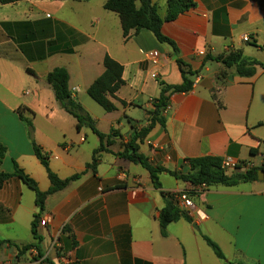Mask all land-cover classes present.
Masks as SVG:
<instances>
[{"label":"crops","instance_id":"1","mask_svg":"<svg viewBox=\"0 0 264 264\" xmlns=\"http://www.w3.org/2000/svg\"><path fill=\"white\" fill-rule=\"evenodd\" d=\"M107 1L0 4V144L7 148L0 174H12L15 161L41 191L52 185L17 112L22 107L28 109L24 117L33 121L36 143L50 153L51 170L61 179L82 174L46 198L41 218L48 224L37 226L39 248L20 257L17 246L34 242L35 193L17 177L0 184V239L11 242L2 246L0 264H45L46 258L55 264H264V179L192 192L195 209L207 218L190 216L193 223L181 218L163 235L162 192L196 187L162 172V188H156L146 168L117 155L150 124L161 84L184 83L180 59L192 72V90L169 95L165 126L156 124L138 140L140 153L153 166L179 172L185 171V159L207 156L261 163L264 67L242 77L215 58L240 52L264 64V0H193V8L162 26L178 53L148 30L125 40L119 16L104 8ZM168 1L153 0L164 20ZM247 35L250 43L243 41ZM153 50L161 54L156 67L146 57ZM106 56L124 67L125 84L116 93L113 112L87 93L104 73ZM59 67L68 70L72 97L98 130L116 131L110 151L98 154L96 174L87 164L100 138L89 128L77 129V120L58 104L47 82ZM203 236L218 244L226 260L216 256ZM57 237L61 247L51 251Z\"/></svg>","mask_w":264,"mask_h":264},{"label":"trees","instance_id":"2","mask_svg":"<svg viewBox=\"0 0 264 264\" xmlns=\"http://www.w3.org/2000/svg\"><path fill=\"white\" fill-rule=\"evenodd\" d=\"M20 1L23 0H0V4H15ZM194 6L195 4L193 0H169V12L166 20L162 19L160 16L158 6L153 2V0H108L105 3L104 8L108 11L116 13L119 16L125 40H128L130 37L138 34L142 30H148L152 32L160 42L168 43L174 48L175 52L178 53V48L175 42L162 33V26L165 21H174L180 14L188 11ZM215 60L222 62L227 68L235 67L236 74L242 77H251L255 75L257 66L264 67L263 63L244 58L240 52H231L227 57L215 58ZM178 63L182 70L184 83L180 86H168L164 83L161 84V96L154 102L155 110L151 113L150 124L137 131L136 135L128 142V144L123 146V150L117 155L131 162L139 163L146 168L150 172L153 184L156 188H162V184L159 179V175L162 172H167L177 180L190 183L195 187L204 184L208 187L216 185L234 187L241 183L258 181L259 173L261 171L264 172V168L258 167L245 173L227 174L222 169L221 158L207 156L185 159L182 165L185 171H168L161 167L153 166L149 163V160L142 153H140L138 140H142L146 135H148L156 124L159 123L162 126H165L163 111L168 106L169 95L171 93H188L192 90L193 82L189 79V75H192V72L185 69V64L180 59H178ZM104 68V73L88 88L87 93L106 112H113L117 110L114 103V100L117 99L116 93L125 84L123 79L124 67L110 56H106L104 58ZM69 81V72L64 67L55 68L47 76V82L54 91L56 101L62 109L77 120V129L81 130L84 127L89 128L100 138V146L94 151L92 162L87 164V168L92 169V171L96 174L99 162L98 154L110 151L109 146L113 144L111 138L116 134V131L112 130L109 134H104L98 130L96 121L92 118V116L79 102L73 99L69 87ZM122 104L126 105L125 102H122ZM27 110V108L22 107L19 108L17 112L20 119L26 122L28 126L34 153L42 165L46 168L52 185L48 191H41L37 181L21 169L15 161L14 172L12 174H0V184H3L9 178L17 177L32 191H34L36 205L39 209V212L35 214L34 221L32 223L34 242L22 247L17 246L18 257L25 254L31 248H39L41 237L38 234L37 226L41 220L42 214L45 211L46 198L64 190L70 183L78 180L82 176V174H77L67 179H61L51 170L50 153L45 152L44 149L36 143L33 121L32 119L24 117V112ZM6 152L7 148L0 144L1 160L5 157ZM162 195L165 199V206L160 212L159 219L163 235H167V227L169 224L176 222L181 218H184L191 223L194 222L193 219L176 204L174 193L162 192ZM203 238L218 258L226 260L225 255L217 243L207 236H203ZM4 244H11V242L0 239V251ZM43 263L55 264L49 258L44 259ZM229 264L236 263L229 262Z\"/></svg>","mask_w":264,"mask_h":264},{"label":"built area","instance_id":"3","mask_svg":"<svg viewBox=\"0 0 264 264\" xmlns=\"http://www.w3.org/2000/svg\"><path fill=\"white\" fill-rule=\"evenodd\" d=\"M243 41L246 43H250L251 42V37L250 36H245L243 38ZM147 59L149 60L150 64L154 67L159 66V64L161 63V54L159 51L157 50H153V51H149L146 54ZM152 77L155 79L158 78V75L156 73H152ZM170 109V106H167V108L165 109L164 113H167V111ZM256 167H260V168H264V155H262V160L261 163L259 165H254L252 163L249 162H244L241 160H235L232 158H226L222 161V169L226 172V173H233V172H247L250 170H253ZM207 186L201 185L198 186L196 188H193L192 190H184L178 193H174L175 194V201L176 204L179 206V208L181 210H183L184 212H186L189 216L191 217H197L200 219H206L207 215L202 212L201 210H197L194 207V203L193 200L191 198L192 192L194 193H198L202 190H204ZM39 224L41 226H47L48 224V220L41 218ZM61 245H60V241L59 238L57 237L53 242L52 245L50 247V250H58L60 249ZM36 249V248H35ZM37 251V250H36ZM36 255H38V252H36Z\"/></svg>","mask_w":264,"mask_h":264},{"label":"water","instance_id":"4","mask_svg":"<svg viewBox=\"0 0 264 264\" xmlns=\"http://www.w3.org/2000/svg\"><path fill=\"white\" fill-rule=\"evenodd\" d=\"M264 179V172H260L259 173V180H263ZM195 226V228H198V227H196V225H194Z\"/></svg>","mask_w":264,"mask_h":264},{"label":"rangeland","instance_id":"5","mask_svg":"<svg viewBox=\"0 0 264 264\" xmlns=\"http://www.w3.org/2000/svg\"><path fill=\"white\" fill-rule=\"evenodd\" d=\"M36 256H38V255H36Z\"/></svg>","mask_w":264,"mask_h":264}]
</instances>
